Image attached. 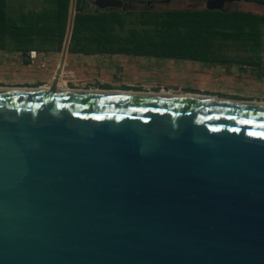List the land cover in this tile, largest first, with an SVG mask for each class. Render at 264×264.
<instances>
[{"label":"water","instance_id":"water-1","mask_svg":"<svg viewBox=\"0 0 264 264\" xmlns=\"http://www.w3.org/2000/svg\"><path fill=\"white\" fill-rule=\"evenodd\" d=\"M70 28L47 90L0 87V264H264V106L60 90Z\"/></svg>","mask_w":264,"mask_h":264},{"label":"rangeland","instance_id":"rangeland-1","mask_svg":"<svg viewBox=\"0 0 264 264\" xmlns=\"http://www.w3.org/2000/svg\"><path fill=\"white\" fill-rule=\"evenodd\" d=\"M68 26L61 43L58 28L53 34L46 30L54 25L51 19L49 1L46 0H8L7 14L9 23L14 26H31L36 33H24L22 42L17 44L13 38L4 35L0 38V81L20 77L24 67L34 65L41 69L47 68L55 75L65 37L69 30L70 19L73 20L75 0H72ZM98 5V2H89ZM226 6L264 15V7L244 1L232 2ZM200 3L186 0H172L155 4L153 10L200 8ZM146 5L126 8L125 11L139 12ZM152 9V8H151ZM86 12L93 13L90 8ZM127 24L121 36L127 35V30L137 27L132 24L138 19V14L125 16ZM70 28V29H71ZM71 33V31H70ZM78 42V47L87 48L92 55L77 58L69 53L64 62L61 77L76 79L74 84H62L61 89L83 90H122L133 92H169L171 94H199L214 96L220 99L237 101L264 102V25L261 28V38L258 44L245 40H219L215 43L218 61L198 62L156 57L132 56L126 54L100 53L99 46L88 36ZM90 39V40H89ZM75 43L70 38L68 48ZM107 48V43H98ZM36 53V58L31 53ZM82 55V54H79ZM221 61L220 59H223ZM46 64V65H45ZM31 70V69H30ZM65 75V76H63ZM54 77V76H53ZM60 77V78H61ZM51 83L49 84V86ZM48 86V87H49ZM5 87V86H0ZM48 89L47 86H42ZM25 88V87H6Z\"/></svg>","mask_w":264,"mask_h":264},{"label":"trees","instance_id":"trees-1","mask_svg":"<svg viewBox=\"0 0 264 264\" xmlns=\"http://www.w3.org/2000/svg\"><path fill=\"white\" fill-rule=\"evenodd\" d=\"M124 4L136 3L146 5V8L136 11H125V8L102 4L98 0H75V10L68 48L71 54L92 55L87 48L78 47V42L87 39L95 43L100 53L126 54L132 56L156 57L198 62L218 61L215 43L219 40H245L258 44L261 38V28L264 25V15L245 10H207L199 8L153 10L147 4H160L172 0H106ZM203 3L207 0H186ZM264 7V0H242ZM98 2V5H89ZM51 19L54 25L46 30L53 34L56 28L62 40L68 26L72 0H55ZM7 0H0V38L7 35L17 44L22 42L24 33H36L31 26H14L9 23ZM90 8L93 13L86 12ZM138 14V19L132 23L137 27L125 31L127 24L125 16ZM89 39V40H90ZM107 43V48L98 44ZM224 61L223 59H220Z\"/></svg>","mask_w":264,"mask_h":264},{"label":"crops","instance_id":"crops-1","mask_svg":"<svg viewBox=\"0 0 264 264\" xmlns=\"http://www.w3.org/2000/svg\"><path fill=\"white\" fill-rule=\"evenodd\" d=\"M49 1L50 3V10H54V2L55 0H46ZM8 2V0H7ZM77 58L80 57H86L83 55L75 54ZM46 65V64H45ZM25 69L23 70L22 74L20 77H16L14 79H2L0 81V86H5V87H42V86H49L50 83L53 81V75L51 72L46 68V69H41L39 67H36L34 65H27L24 67ZM31 69V70H30ZM65 76V75H63ZM76 83V79H72V77H61L58 81V84L62 86V84L66 83L67 84H74ZM78 84V83H76Z\"/></svg>","mask_w":264,"mask_h":264},{"label":"bare ground","instance_id":"bare-ground-1","mask_svg":"<svg viewBox=\"0 0 264 264\" xmlns=\"http://www.w3.org/2000/svg\"><path fill=\"white\" fill-rule=\"evenodd\" d=\"M42 89L47 90L45 87H41ZM57 88L63 91H71V92H84L83 89H61L60 84H57ZM94 91V90H91ZM116 93H123V94H131L133 93V91H122V90H117V91H113ZM148 94H170V95H177V96H184V97H211V98H216L214 96H208V95H199V94H171L169 92H149ZM250 104H254V105H262L264 106V102H258V101H250Z\"/></svg>","mask_w":264,"mask_h":264},{"label":"built area","instance_id":"built-area-1","mask_svg":"<svg viewBox=\"0 0 264 264\" xmlns=\"http://www.w3.org/2000/svg\"><path fill=\"white\" fill-rule=\"evenodd\" d=\"M31 57H32L33 59H35V58H36V53H35V52H32V53H31Z\"/></svg>","mask_w":264,"mask_h":264}]
</instances>
